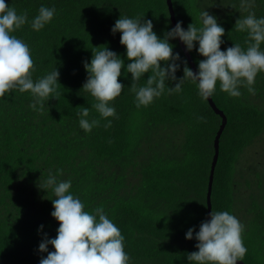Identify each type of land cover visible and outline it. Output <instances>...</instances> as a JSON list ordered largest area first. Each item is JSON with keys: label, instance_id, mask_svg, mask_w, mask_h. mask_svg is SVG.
Returning a JSON list of instances; mask_svg holds the SVG:
<instances>
[{"label": "trees", "instance_id": "trees-1", "mask_svg": "<svg viewBox=\"0 0 264 264\" xmlns=\"http://www.w3.org/2000/svg\"><path fill=\"white\" fill-rule=\"evenodd\" d=\"M213 16L225 29L221 50L239 43L246 49V32L235 22L248 12L241 0H212ZM257 18L264 17V0H252ZM18 14L27 12L28 23L12 33L31 49L33 80L56 67L60 73L58 100L44 102L43 114L29 105L30 92L11 90L0 98V264H39L47 253L39 251L45 234L55 238L59 223L51 216L53 192L37 183L51 172L58 181L71 180L70 192L90 213L103 206L108 218L125 237L129 264H190L187 254L198 251L186 232L207 220V193L214 142L222 118L197 87L185 81L182 91L169 94L183 77L186 57L179 39H170L181 61L177 81L165 82V91L149 106L137 108L130 91V61L111 29L120 16L151 20L161 38L173 28L167 0H5ZM177 22L187 30L202 26L205 0H172ZM41 6L55 8L51 22L40 31L31 20ZM207 11V10H206ZM108 47L125 62L118 81L124 89L110 106L116 117H100L96 102L82 90L94 47ZM198 43L190 52L198 71ZM264 51V43L261 44ZM161 62V67H165ZM145 73L138 86H143ZM255 94L241 86L239 97L222 92L217 82L212 98L225 113L227 124L220 137L214 171L212 209L227 211L245 226V264H264V72L255 79ZM88 107V119L100 126L86 133L77 113ZM203 117L204 120H198ZM62 169L59 175L57 170ZM41 177V178H40ZM40 179V181H39ZM43 225L41 230L40 226ZM48 251H54L49 245ZM194 264V262H191Z\"/></svg>", "mask_w": 264, "mask_h": 264}, {"label": "clouds", "instance_id": "clouds-1", "mask_svg": "<svg viewBox=\"0 0 264 264\" xmlns=\"http://www.w3.org/2000/svg\"><path fill=\"white\" fill-rule=\"evenodd\" d=\"M252 0H241L240 8L248 12L246 16L236 20L234 28L237 32H246V49L239 43L221 50L224 43L222 37L225 29L217 23V18L208 11L200 12L202 26L194 23L187 30L178 21L175 27L164 34L161 39L153 31L151 20L120 16L111 29L112 34L119 32L120 44L126 48V57L130 61L126 72L131 74L130 91L135 94V105L147 107L165 91V82L177 81L175 75L181 61L179 53L173 52L170 39L179 38L191 52L196 49L204 59L198 61V71L193 72L187 61L183 60V77L175 87L167 91L179 93L185 81L194 83L201 99L207 100L216 91L217 82L222 92L231 97H239L241 86L246 87L250 94H255V79L258 73L264 72V17L257 18ZM55 8L41 6L38 14L31 20V28L40 31L52 21ZM28 23L27 12L18 14L5 0H0V98L11 90L20 93L30 92L33 101L29 105L34 111L43 114L44 102L51 98L58 100L60 73L57 67L33 80L34 61L31 49L22 39L12 35ZM164 62L165 67H161ZM87 78L82 90L95 99L92 108L100 117L108 122L104 127H111L109 117H116V109L110 106L124 89L118 81L124 60L108 47H94L90 63L83 62ZM145 73H150L143 86L138 82ZM90 110L82 107L77 113L79 127L90 133L94 127L100 126V120L88 119ZM203 121V117H198ZM59 175L63 170H57ZM41 178V177H40ZM40 181V179H39ZM41 190H51L53 211L51 216L59 223L55 238L49 239L45 234L39 244V251L47 253L41 257L39 264H129L130 257L125 251V237L120 229L108 218L103 206L96 207L90 213L78 196L70 192L71 180L58 181L57 176L49 172L47 178L37 183ZM41 230L43 225L40 226ZM190 228L185 235L187 240L198 241V251L187 254V260L194 264H237L243 261L247 248L244 246L242 234L245 226L237 217L227 211L210 212V219L199 226V231ZM51 245L54 251L49 252Z\"/></svg>", "mask_w": 264, "mask_h": 264}, {"label": "water", "instance_id": "water-1", "mask_svg": "<svg viewBox=\"0 0 264 264\" xmlns=\"http://www.w3.org/2000/svg\"><path fill=\"white\" fill-rule=\"evenodd\" d=\"M167 4L169 7L170 17H171V20L173 23V27H175L177 20L175 17L173 5H172V0H167ZM179 43H180V46L182 47L186 57L188 58V60L191 64L193 72H196L197 68H196V65L194 64V61H193V58H192L190 52H188L186 50V46L180 40H179ZM208 102L210 103L211 107L215 110V112L218 113L219 115H221L222 123H221L219 130L217 131L215 142H214L215 153H214L213 161H212V165H211V170H210V175H209V183H208V193H207V208H208L207 220L210 219V212L212 211L211 194H212V187H213L214 171H215V168H216V165L218 162V158H219V153H220V137H221V134L224 131L226 124H227V117H226L225 113L216 105L212 96H210L208 98ZM237 264H245V263H244V261H237Z\"/></svg>", "mask_w": 264, "mask_h": 264}, {"label": "rangeland", "instance_id": "rangeland-1", "mask_svg": "<svg viewBox=\"0 0 264 264\" xmlns=\"http://www.w3.org/2000/svg\"><path fill=\"white\" fill-rule=\"evenodd\" d=\"M212 0H205L206 5H204L206 7V10L209 12V14L213 15L215 14L213 12V4H212ZM220 3V0H219ZM216 16V15H215Z\"/></svg>", "mask_w": 264, "mask_h": 264}]
</instances>
